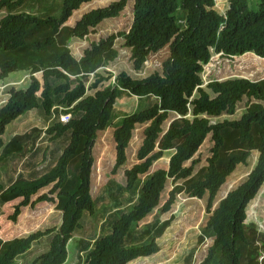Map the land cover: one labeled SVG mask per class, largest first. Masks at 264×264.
Segmentation results:
<instances>
[{
  "label": "trees",
  "instance_id": "1",
  "mask_svg": "<svg viewBox=\"0 0 264 264\" xmlns=\"http://www.w3.org/2000/svg\"><path fill=\"white\" fill-rule=\"evenodd\" d=\"M42 0H0V81L13 71H28L26 88L11 89L7 102L0 108V162L25 151L35 135L44 133L56 140L69 132V142L53 167L36 178L18 177L7 187L0 183V201L21 197L9 219L16 221L22 206L53 202L61 211L58 227L36 231L28 236L2 240L0 264H14L42 236L54 232L50 249L35 261L39 264H63L67 244L74 231L81 228L85 213L94 212L91 194L92 148L98 133L104 131L114 115V104L120 91L137 97H155L156 102L125 114L113 130L114 174L127 161L126 150L138 124L143 128L142 143L137 150V163L124 170L125 191L131 192L141 177L148 175L137 201L119 213L111 230L98 238L87 254L86 264H127L138 257L159 251L155 235L142 244L129 246L132 227L158 208L161 194L169 179L172 189L159 208L171 209L177 196H207L208 219L202 228L204 238H212L206 255L199 264H264V233L253 222H246L247 206L264 183V77L212 79L203 86L201 72L212 54L225 57L252 52L264 57V0L256 10L248 0H227L221 12L216 0H133L132 23L120 31L92 41L80 56L73 54V39H84L103 20L121 14L128 0L112 1L84 13L73 26L66 25L72 13L91 0H62L58 14L27 11ZM122 38L129 50L132 68L140 70L153 54L168 48L161 62V73L133 78L122 71L114 83L96 87L110 79L97 71L118 57L115 40ZM36 73H41L40 81ZM96 76L87 86L90 75ZM91 88L96 91L87 95ZM246 98L247 106L238 119L211 122L222 114L233 115L237 104ZM70 113L67 122L54 121L45 129L33 127L15 134L4 142L6 126L32 109H41L46 117ZM171 114L168 127L163 124ZM35 133V135H32ZM210 135L212 146L207 163L195 170L199 160L195 153ZM173 150L167 168L149 173L151 165L166 151ZM258 157L247 177L222 197L212 209L215 196L236 165L246 163L251 151ZM190 160V164L185 162ZM195 170V171H194ZM49 189L31 196L41 188ZM167 222V221H166ZM204 233V234H203Z\"/></svg>",
  "mask_w": 264,
  "mask_h": 264
},
{
  "label": "rangeland",
  "instance_id": "2",
  "mask_svg": "<svg viewBox=\"0 0 264 264\" xmlns=\"http://www.w3.org/2000/svg\"><path fill=\"white\" fill-rule=\"evenodd\" d=\"M62 0H42L33 8H27L38 14L47 12L58 14L57 8ZM116 0H91L84 3L79 9L75 10L66 25L73 26L75 22L86 12L103 7ZM259 0H248V6L256 10ZM216 6L224 12L228 6L227 0H216ZM133 0H128L126 7L121 14L115 18L103 20L97 27L91 29L86 38L73 39L70 47L77 57L82 55L84 49L92 41L98 40L109 34L120 31H127L132 23ZM6 14L5 10H0V18ZM115 47L118 49V57L109 63L106 67L100 68L97 73L108 76L110 79L102 81L96 87L101 89L104 86L114 83L115 77L122 71L127 72L133 78H144L153 72L161 73V62L168 54V48L165 47L156 54L151 55L140 70L132 68L129 50L124 47L122 38L115 40ZM36 77L42 81L41 73H36ZM96 76L93 74L88 77L87 86L90 85ZM203 86L210 80H223L226 78L247 77L250 79H259L264 77V57H259L252 52H246L243 55L225 57L220 54H212L210 61L204 65L201 72ZM30 81L28 71H13L8 77L0 81V108L7 102L11 89L26 88ZM96 88L89 86L87 95H91ZM155 97H136L125 91H120L114 104L115 117L111 120L108 127L98 133L92 148L93 166H92V184L91 194L94 199V212L85 213L81 218V228L73 233V237L67 244L68 257L63 264H86L87 254L93 248L95 241L110 232L113 221L119 216V213L129 210L137 201L140 189L148 175L140 178L135 188L131 192L125 191L124 170L137 163V150L143 139V128L146 124H138L133 130L132 138L127 148V161L116 173L112 174L111 169L115 160V149L113 140V130L119 124L125 114L133 113L137 110L147 107V105L156 102ZM247 101L243 98L238 104L233 115L222 114L219 117L210 118L211 122L227 119H238L246 109ZM46 117L41 109H32L10 122L3 134L4 142L8 141L15 134L29 132L33 127L42 130L51 125L57 119V114ZM170 118L165 121L163 126L166 128ZM35 135V133H32ZM69 132L64 136L49 140V137L43 132L35 135L34 141H29L25 145V151L20 154L12 155L0 162V183L3 186L10 183L18 177L36 178L55 164L58 156L69 142ZM212 141L208 135L204 142L194 155L199 162L195 170L207 163L206 159L210 155ZM173 150L164 152L163 156L151 165L149 173L157 168H167L169 158ZM258 157L257 151H251L246 163L236 165L233 172L226 178L220 186L212 209L216 207L219 200L226 193L241 183L254 167ZM190 164V160L185 162ZM194 170V171H195ZM50 185L41 188L36 194L31 196V201L41 193L46 192ZM172 189V181L166 183V187L161 194V200L158 208L154 209L137 225L131 228L128 237V245L142 244L149 241L158 227L163 228L162 234L156 237L159 244V251L155 254L145 257H138L127 264H199L206 255L208 247L212 244V238L202 236L209 213L206 211L207 196L202 198L188 197L184 193L177 196L171 209L167 212H160L159 208L168 198V192ZM21 197L10 202L0 201V238L2 240H11L28 236L36 231H45L51 227H58L61 222L60 212L55 208V203L40 201L34 206L30 204L20 208V214L15 222L9 219L14 206L18 204ZM246 222H253L257 229L264 233V183L260 187L256 196L247 206ZM167 221V222H166ZM204 234V233H203ZM54 232L42 236L38 241L33 242L31 247L24 253L15 258L14 264H39L36 260L41 254L50 249V243ZM211 264H218L215 259Z\"/></svg>",
  "mask_w": 264,
  "mask_h": 264
},
{
  "label": "built area",
  "instance_id": "3",
  "mask_svg": "<svg viewBox=\"0 0 264 264\" xmlns=\"http://www.w3.org/2000/svg\"><path fill=\"white\" fill-rule=\"evenodd\" d=\"M71 118V114L70 113H64V112H61L58 116V120L61 121V122H67L69 121Z\"/></svg>",
  "mask_w": 264,
  "mask_h": 264
},
{
  "label": "clouds",
  "instance_id": "4",
  "mask_svg": "<svg viewBox=\"0 0 264 264\" xmlns=\"http://www.w3.org/2000/svg\"><path fill=\"white\" fill-rule=\"evenodd\" d=\"M156 99V98H155ZM53 114H55V109L53 108V111H52V114L49 116V117H51V116H53V118H55L54 117V115ZM57 114V113H56ZM60 114V113H59ZM59 114H57V119H56V121L58 120V116H59ZM59 121V120H58ZM61 122V121H60ZM65 123V122H64ZM169 123V122H168ZM167 127H168V125H167ZM166 127V128H167ZM165 128V129H166ZM128 148V147H127ZM126 154H127V150H126ZM58 210V209H57ZM59 212H60V216H61V211L60 210H58Z\"/></svg>",
  "mask_w": 264,
  "mask_h": 264
},
{
  "label": "crops",
  "instance_id": "5",
  "mask_svg": "<svg viewBox=\"0 0 264 264\" xmlns=\"http://www.w3.org/2000/svg\"><path fill=\"white\" fill-rule=\"evenodd\" d=\"M137 97V96H136ZM17 178H15L14 180H12L10 183H8L7 185L3 186L4 188L7 187L8 185H10L13 181H15Z\"/></svg>",
  "mask_w": 264,
  "mask_h": 264
}]
</instances>
